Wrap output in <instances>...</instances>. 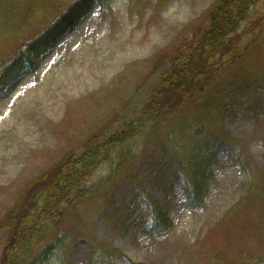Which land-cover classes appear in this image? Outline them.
<instances>
[{"label":"rangeland","instance_id":"rangeland-1","mask_svg":"<svg viewBox=\"0 0 264 264\" xmlns=\"http://www.w3.org/2000/svg\"><path fill=\"white\" fill-rule=\"evenodd\" d=\"M216 1L109 0L105 12L97 2L0 95V264L10 237L2 219L31 181L66 152L80 155L89 140L103 143L137 118L176 47L207 28L208 13ZM250 18L239 30L243 56L227 73L248 63L264 81V0L253 7ZM46 20L27 22L17 13L8 25L3 22L0 62H8ZM63 73L66 76L57 85V95L50 99L55 102L53 107L38 94L26 96L41 74L55 80ZM240 83L238 78L236 84L223 88L220 106L224 110L211 118L216 123L222 117L225 130L238 143L237 151L219 154L202 205L189 206L180 173L176 172L172 186L160 185L153 178L164 172L158 167L175 170L162 153L147 147L142 137L135 138L113 150L85 182L90 186L109 180L94 206L83 210L86 230L75 222L67 229L71 231L65 242L70 264H95L92 237L125 254L116 257L115 264H211L215 258H219L217 264H257L264 260V108L252 113L247 98L242 97L244 90L231 93ZM258 93L264 96V89ZM213 127L207 124L206 132H213ZM128 151L136 155L135 172L147 192L172 220L167 232L153 235L143 196L122 175L111 176L115 158ZM100 198L105 202V216L94 208ZM119 211L127 219L139 220L119 225L120 214L114 221ZM54 253L42 264H63L64 250Z\"/></svg>","mask_w":264,"mask_h":264},{"label":"trees","instance_id":"trees-1","mask_svg":"<svg viewBox=\"0 0 264 264\" xmlns=\"http://www.w3.org/2000/svg\"><path fill=\"white\" fill-rule=\"evenodd\" d=\"M97 1L104 12L109 9V0H0V25L4 26L3 22L8 25L17 13L27 22L47 19L31 39L14 51L8 62H0V95L32 65L33 57L55 46L89 14ZM258 1L217 0L208 13L207 28L192 41L182 40L176 47L159 85L137 118L125 124L121 131L109 135L103 143L89 140L80 155L74 151L66 152L31 181L2 219L10 237L3 249L1 264H42L59 248L65 252L63 264H70L65 242L71 231L67 229L75 222L86 230L83 210L89 205L94 206L96 197L109 180H100L90 186L85 182L113 150L135 138L142 137L144 144L162 153L175 170L169 172L166 166L158 167L164 172L153 174V178L160 185L172 186L180 173L190 206L196 208L203 203L207 182L219 154H233L238 146L225 130L222 117L216 123L211 121L214 113L224 110L220 106L223 88L236 84L239 78L241 83L231 93L244 90L242 97L247 98L252 113L264 108V96L258 93L259 89H264V81L254 73L251 65L242 64L227 73L243 56L245 48L239 45V30L242 24L250 21L251 11ZM251 24V29L256 30L257 26ZM210 123L214 125L213 132H206ZM135 158L131 151L115 158L111 176L122 175L145 198L151 233L167 232L172 228V220L136 174ZM237 158L243 160L240 154ZM98 203L94 208L100 209V215L105 216V202L100 198ZM118 214L121 218L116 220ZM125 216L119 211L114 221L120 225L125 221L135 224L139 220V217L127 219ZM92 240L95 250L91 259L95 264H114V257L123 255L96 238L92 237ZM218 259H213L211 264L219 263ZM257 264H264V260Z\"/></svg>","mask_w":264,"mask_h":264},{"label":"bare ground","instance_id":"bare-ground-1","mask_svg":"<svg viewBox=\"0 0 264 264\" xmlns=\"http://www.w3.org/2000/svg\"><path fill=\"white\" fill-rule=\"evenodd\" d=\"M49 54L51 55L52 52H50ZM75 67H76V65H73L72 68L70 69V71H73L75 69ZM70 71H69V73H70ZM65 76H66V74L63 73L62 75L55 76L56 77L55 80H47L46 76L41 74V78L34 79L33 80L34 83L32 82L30 84V87L28 86L29 88H28V93L26 96L38 94L40 97L46 98V103L48 101H50L48 103V106L53 107L55 105V102H53L50 99L55 98V96L57 95V93H56L57 85H58V83H60V80ZM49 95H51V97H49ZM16 111L18 113H20V108H18ZM150 230H151V226H150ZM115 249H118V248H115ZM118 250L121 251L120 249H118ZM2 255H3V252H2ZM124 256H125L124 253H123V255H117L114 257V260L116 257H124Z\"/></svg>","mask_w":264,"mask_h":264}]
</instances>
